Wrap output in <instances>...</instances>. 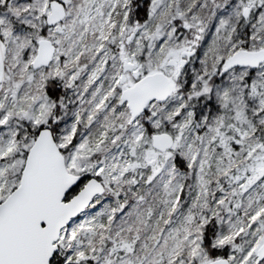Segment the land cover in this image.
Returning <instances> with one entry per match:
<instances>
[{
    "label": "snow or ice",
    "instance_id": "obj_1",
    "mask_svg": "<svg viewBox=\"0 0 264 264\" xmlns=\"http://www.w3.org/2000/svg\"><path fill=\"white\" fill-rule=\"evenodd\" d=\"M0 264H264V0H0Z\"/></svg>",
    "mask_w": 264,
    "mask_h": 264
}]
</instances>
